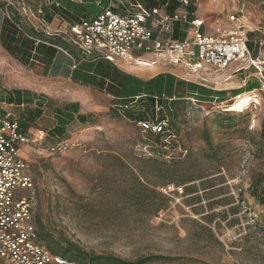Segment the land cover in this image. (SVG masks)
<instances>
[{"label":"rangeland","instance_id":"obj_1","mask_svg":"<svg viewBox=\"0 0 264 264\" xmlns=\"http://www.w3.org/2000/svg\"><path fill=\"white\" fill-rule=\"evenodd\" d=\"M205 2L222 20L244 10L257 47L251 59L263 61L264 47L255 41L264 42V0ZM251 59L198 76L156 66L173 79L156 96L186 100L174 107L171 139L156 143L121 113L73 127L63 155L24 148L36 228L49 236L40 243L50 251L74 244L89 255L127 261L163 258L148 264H264L262 208L249 191L253 178H264V146L248 144L264 129V70ZM152 186L168 202L158 215L152 196L145 197Z\"/></svg>","mask_w":264,"mask_h":264},{"label":"built area","instance_id":"obj_2","mask_svg":"<svg viewBox=\"0 0 264 264\" xmlns=\"http://www.w3.org/2000/svg\"><path fill=\"white\" fill-rule=\"evenodd\" d=\"M111 1L113 5L97 17L76 21H66L55 0H48L38 9L19 0L18 11L31 23L34 32L62 38L87 59L97 56L116 63L153 55L164 65L196 76L209 70L223 72L251 59L249 31L240 16L243 9L229 15L231 27L216 24L207 32L206 21L189 11V7L197 8L203 0H166L156 8L148 7L145 0L133 3L121 0L117 4ZM171 1L182 6L172 14L167 12ZM121 7L123 14L114 11ZM47 16L62 20L65 27L54 28ZM177 25L185 27L183 39L175 37ZM255 43L264 47L263 41ZM251 61L260 62L264 70V60ZM2 109L5 117L0 124V264H76L53 254L38 241L35 199L30 196L35 183L24 156V148L29 145L39 150L44 147L52 156L65 154L70 145L62 141L45 147L44 131L37 135L24 133L19 120L14 118L12 106L0 101ZM166 126V123H140L143 132L162 133Z\"/></svg>","mask_w":264,"mask_h":264},{"label":"crops","instance_id":"obj_3","mask_svg":"<svg viewBox=\"0 0 264 264\" xmlns=\"http://www.w3.org/2000/svg\"><path fill=\"white\" fill-rule=\"evenodd\" d=\"M18 1L0 0V101L12 106L14 118L19 120L24 133H46L45 147L62 141L69 142L67 135L73 127L89 126L107 116L116 118L125 101L159 95L154 92L156 88L165 90L166 84L173 83V79L167 74L158 72L159 68L156 66L162 63L153 55H145L136 61L116 63L97 56L87 59L62 38H49L34 32L31 23L19 13ZM47 1L25 0L35 9L45 5ZM55 1L60 4L66 21L93 19L113 5L111 0ZM115 1L114 4H117L121 0ZM156 1L145 0V4L156 8ZM178 5L172 4L167 12L172 14L181 9ZM114 11L124 13L122 7L115 8ZM195 12L197 17L206 21L207 32H211L216 24L232 26L228 21L229 16L222 20L209 14V4L205 0ZM240 16L244 22V10ZM47 18L54 28L65 27L62 20L49 16ZM8 19L20 26L25 35L38 42V48L26 66L13 57L2 44L4 22ZM184 31L185 27L177 25L175 34L183 37L176 38L183 39L186 35ZM137 57L135 54L134 58ZM4 117L5 110L2 109L0 124Z\"/></svg>","mask_w":264,"mask_h":264},{"label":"trees","instance_id":"obj_4","mask_svg":"<svg viewBox=\"0 0 264 264\" xmlns=\"http://www.w3.org/2000/svg\"><path fill=\"white\" fill-rule=\"evenodd\" d=\"M157 6L161 7L162 4L166 2V0H157ZM178 3L177 1H171L170 6L172 4ZM179 4V3H178ZM179 8L182 6L179 4ZM170 8V7H169ZM189 11L194 13L196 8L191 6L189 7ZM175 12V11H174ZM173 12V13H174ZM64 17L66 15L62 13ZM181 36L180 34H175V37ZM183 37V36H181ZM2 44L4 48L19 62L23 65H28L30 59L34 56V52L36 51L37 41L35 39L29 38L25 35L22 30L15 24L12 20H5L4 22V29L2 34ZM250 51L256 52L257 47L250 42L249 43ZM256 58V56H255ZM254 88H251V90ZM245 90H239L236 92V96L244 93ZM177 101H186L184 98H178L176 100L168 99L162 96H144L141 98H134L128 101H125L121 107L119 108V115L124 113V118H128L134 120L135 123L140 127V123L142 122H150L152 124H161L166 123V127L164 132L162 133H154L152 130L144 132L150 133L156 143L161 142L162 137L165 140L171 139L175 136V127L173 126L172 117H174V107L178 104ZM139 103V105H137ZM231 113V112H228ZM232 120V119H230ZM21 125V124H20ZM22 129V126H21ZM23 131V130H22ZM142 131V129H141ZM143 132V131H142ZM206 141H209L206 138ZM248 144L250 147H257L258 150L263 151L264 146V129L261 133L260 140H248ZM151 161V160H150ZM152 163H158L155 160H152ZM174 184L182 185L184 182H175V180H171V182H167V184ZM264 178L259 181L255 178L252 179L251 187L249 188L251 197L256 201V203L262 208V214L259 215L261 222L259 223L260 230L264 233ZM144 187V186H143ZM148 193L146 194V198L152 196L154 200V206L152 209L153 215H158L164 209L167 208V199L166 197L162 196L160 192L156 190L155 186L151 188L147 187ZM141 192H144V189L141 188ZM135 193H140L137 191V188L134 189ZM144 194H142L143 196ZM141 196V197H142ZM49 239L48 234L44 233L42 235L38 234V241H47ZM51 252L55 255L62 256L67 258L75 263L78 264H148L154 260L163 259L160 256H151L147 258L138 259L137 261H127L121 258H117L114 256H94L89 255L83 252L79 247L74 244H70L68 248L63 251L53 250Z\"/></svg>","mask_w":264,"mask_h":264}]
</instances>
